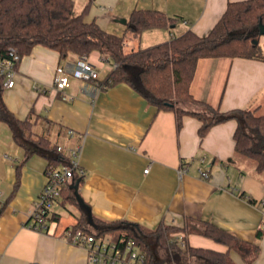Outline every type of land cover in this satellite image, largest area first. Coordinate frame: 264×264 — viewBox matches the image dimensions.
Wrapping results in <instances>:
<instances>
[{"label": "crops", "instance_id": "obj_1", "mask_svg": "<svg viewBox=\"0 0 264 264\" xmlns=\"http://www.w3.org/2000/svg\"><path fill=\"white\" fill-rule=\"evenodd\" d=\"M90 1L87 21L95 20L111 32L110 24L120 22L124 29L118 34L124 32L129 16L112 15L115 0H87L86 5ZM231 1L239 0H147L155 6L134 8L160 9L179 19L172 27L147 29L139 38H129L126 48H140L145 35L164 41L189 29L207 35ZM106 58L98 51L85 58L100 68L101 79L112 68ZM78 59L36 45L21 58L15 85L5 87L3 99L18 118L31 116L35 133L48 136L65 151L82 144L85 177L79 192L93 214L105 221L128 220L149 228L162 219L181 226L187 216L210 221L257 244L261 251L252 264H264V173L257 171L255 161L236 152L237 121L217 123L201 137L197 117L185 115L178 130L174 111L156 112L127 83L99 90L95 81L70 75V86L54 89L57 67L69 72ZM191 92L222 111L260 108L264 60L201 58ZM68 129L74 130V136L68 135ZM47 164L39 153L26 158L9 125L0 121V264H90L87 249L72 244L65 234L77 223L80 211L75 205L55 201L50 215L60 217L48 219L49 231L25 226L47 182ZM200 168L209 172L208 179L201 177ZM68 206L73 217L64 221L59 208ZM188 242L227 249L199 234H190ZM232 257L245 264L238 253L232 252Z\"/></svg>", "mask_w": 264, "mask_h": 264}, {"label": "trees", "instance_id": "obj_2", "mask_svg": "<svg viewBox=\"0 0 264 264\" xmlns=\"http://www.w3.org/2000/svg\"><path fill=\"white\" fill-rule=\"evenodd\" d=\"M90 3L78 13L75 0H0V54L8 56L15 52L22 58L38 44L57 50L62 56L75 54L83 59L98 51L112 63L103 81L111 80V85L127 83L156 112L174 111L178 130L185 115L201 121V137L213 125L235 119L238 123L234 133L236 152L255 161L257 171L264 173V114L256 113L259 107L222 111L195 98L191 92L201 58L264 60L260 45L264 0L229 2L207 35L201 36L189 29L169 40L135 50H127L129 38H139L147 29L172 27L179 18L160 9L134 8L124 32L118 34L95 20H86ZM4 89V77L0 76V121L9 125L13 140L23 147L25 157L35 153L44 155L48 159L46 173L66 162L68 157L58 150V145L48 136L33 131L31 116L20 119L7 107ZM84 177L76 171L57 199L79 209L77 223L72 229L83 228L100 237L110 236L120 243L132 240L145 252L144 264H237L232 252L238 253L245 264H252L260 255V247L252 241L210 221L189 216L181 226L167 224L162 219L154 228L128 220H102L93 214L90 204L79 192ZM59 217L52 213L48 219L59 220ZM190 234L209 237L227 249L193 246L188 242ZM258 234L261 235L260 230Z\"/></svg>", "mask_w": 264, "mask_h": 264}, {"label": "built area", "instance_id": "obj_3", "mask_svg": "<svg viewBox=\"0 0 264 264\" xmlns=\"http://www.w3.org/2000/svg\"><path fill=\"white\" fill-rule=\"evenodd\" d=\"M21 57L19 54H0V76L4 77V85L11 88L15 85V76ZM70 75L84 79L93 80L97 83L99 90L107 89L112 81H103L100 77V68L86 59L80 58L72 65L68 72L65 67L58 66L54 77V89L63 91L70 86ZM46 91L45 88H39ZM68 98L67 95L63 96ZM73 129H68V135L74 136ZM58 150L67 155L68 160L59 167L47 172V182L38 198L37 207L27 217L25 226L39 231H49L48 216L51 212V205L57 201L61 195V190L67 182L73 177L76 171L84 174L80 164L82 153V144H77L67 151L63 146L58 145ZM149 168L145 171L148 172ZM200 175L203 179L209 178V172L200 168ZM1 197V191H0ZM65 234L70 238V242L75 245L84 246L88 251V260L90 264H144L146 258L145 252L139 248L132 240L119 241L110 236L100 237L93 233L87 232L83 228L72 229L69 227Z\"/></svg>", "mask_w": 264, "mask_h": 264}, {"label": "rangeland", "instance_id": "obj_4", "mask_svg": "<svg viewBox=\"0 0 264 264\" xmlns=\"http://www.w3.org/2000/svg\"><path fill=\"white\" fill-rule=\"evenodd\" d=\"M86 1L87 0H75V8L78 13H80L84 7L86 6ZM111 1V0H110ZM115 5L112 7V15L114 17H123L125 18L126 16L128 17L130 12L133 10L134 7H153L155 6L154 4H150L153 0H149V2H146L147 0H115ZM111 29L116 32H122L124 29L123 24L120 22H115L113 21L111 24ZM146 31V30H145ZM148 34V33H147ZM160 38L157 37H150L146 36L142 38L141 41V48L149 47L152 45H155L157 43H160L164 40H159ZM129 40H132L131 38ZM260 45L262 49L264 50V35L260 36ZM129 50L132 49L131 46L127 47ZM256 113L261 115L264 114V105L261 106L256 110ZM62 211L63 219L64 221H67L71 219L73 216L71 214V210L73 211V208L68 206V208H59ZM160 253L163 254V249H160Z\"/></svg>", "mask_w": 264, "mask_h": 264}, {"label": "water", "instance_id": "obj_5", "mask_svg": "<svg viewBox=\"0 0 264 264\" xmlns=\"http://www.w3.org/2000/svg\"><path fill=\"white\" fill-rule=\"evenodd\" d=\"M261 33L262 35H264V27L261 28ZM76 187H79V181L76 182Z\"/></svg>", "mask_w": 264, "mask_h": 264}]
</instances>
